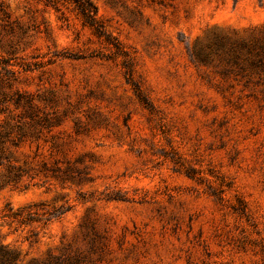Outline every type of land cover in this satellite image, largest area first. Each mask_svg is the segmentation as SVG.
<instances>
[{
	"label": "rangeland",
	"instance_id": "1",
	"mask_svg": "<svg viewBox=\"0 0 264 264\" xmlns=\"http://www.w3.org/2000/svg\"><path fill=\"white\" fill-rule=\"evenodd\" d=\"M0 1L12 25L0 20V93L32 95L59 119L16 154L35 178L0 191L6 244L25 262L264 264L262 86L217 54L195 55L217 34L264 28V0H92L109 39L68 11ZM68 162L85 176L55 177ZM6 206L40 220L4 218Z\"/></svg>",
	"mask_w": 264,
	"mask_h": 264
},
{
	"label": "trees",
	"instance_id": "2",
	"mask_svg": "<svg viewBox=\"0 0 264 264\" xmlns=\"http://www.w3.org/2000/svg\"><path fill=\"white\" fill-rule=\"evenodd\" d=\"M46 8H53L62 15V19L67 20L66 12H70L82 22V25L89 28L98 38L109 35L105 32L104 24L99 18L98 7L92 0H36ZM0 20L5 28L12 29L9 23L10 14L3 2L0 1ZM210 54H217L228 64L235 65L242 73L247 75L256 74V83L262 86L264 93V28L254 30L249 36L217 34L216 37L205 48L195 50L196 58L199 62H207ZM128 74L130 83L132 74ZM136 85V84H134ZM137 97L143 105L152 110L153 107L144 97L141 88L135 86ZM0 191L6 187L21 188L27 178L34 179L33 169L17 164V152L24 146L32 147L34 142H40L43 131L50 129L58 123L59 119H51L47 115H40V106L36 103L32 95L15 92L12 95L0 93ZM20 110L21 113L16 111ZM40 145L38 146V148ZM40 154H36L38 157ZM52 155V154H51ZM53 156V155H52ZM180 170L184 171L189 177L201 181L195 169L184 166L182 161L176 162ZM49 162L42 160L40 172L48 170ZM54 167L55 177L62 181L75 180L74 172L78 173V179L85 176V169H79L76 165L68 162L66 169ZM25 187H28L26 185ZM216 191V190H215ZM225 190L216 191L215 195L223 199ZM241 205V202H240ZM241 209V208H240ZM4 218L17 219L20 223L29 224L39 221L37 213L29 212L25 217L21 213L11 214V208L5 207ZM0 264H83V257L80 253H73L63 256L47 255L43 258H33L26 261L21 256L19 250L6 244L0 235Z\"/></svg>",
	"mask_w": 264,
	"mask_h": 264
}]
</instances>
